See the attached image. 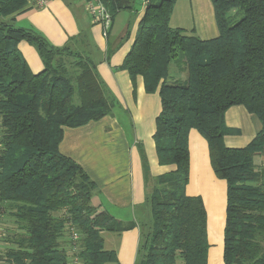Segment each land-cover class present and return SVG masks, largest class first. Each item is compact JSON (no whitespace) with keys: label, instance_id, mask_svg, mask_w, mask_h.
Masks as SVG:
<instances>
[{"label":"trees","instance_id":"trees-1","mask_svg":"<svg viewBox=\"0 0 264 264\" xmlns=\"http://www.w3.org/2000/svg\"><path fill=\"white\" fill-rule=\"evenodd\" d=\"M135 1L102 0L112 20ZM210 2L218 36L209 40L170 28L176 0L144 5L120 69L132 82L140 77L145 93H158L156 158L174 169L152 177L143 164L146 220L122 222L91 204L96 185L59 151L63 128L112 111L86 39L54 48L31 28L15 25L14 17L29 9L26 0H0V214L15 226L12 235L7 229V264H70L74 256L82 264L116 263L101 234L134 228V264H207L206 212L200 197L185 192L190 130L204 138L212 171L226 183L223 263L264 264V168L254 162L264 155V0ZM20 42L35 48L40 72L29 70ZM233 106L261 125L244 148L223 142L230 132L224 114Z\"/></svg>","mask_w":264,"mask_h":264},{"label":"crops","instance_id":"crops-1","mask_svg":"<svg viewBox=\"0 0 264 264\" xmlns=\"http://www.w3.org/2000/svg\"><path fill=\"white\" fill-rule=\"evenodd\" d=\"M136 2L141 3L136 0L131 11L119 12L113 18L106 37L99 25L91 23L85 0H48L44 9H28L14 17L16 26L31 28L54 48L86 39L97 75L112 100V111L82 127L63 128L59 151L78 164L96 185L91 204L96 208L104 206L114 218L124 221L144 206L143 164L152 177L174 169L160 166L156 158L153 135L155 119L161 111L158 93H145L140 77L132 82L128 73L120 69L145 8L142 5L137 9ZM169 26L201 40L218 36L210 0H176ZM18 51L32 73L43 69L34 47L20 42ZM224 124L230 130L223 138L227 148L246 147L261 129L258 119L242 106L229 108ZM188 151L189 179L185 192L200 197L206 212L207 264H224L226 183L214 175L207 143L195 130L188 134ZM254 162L264 168V155L255 157ZM120 212L127 215L119 216ZM101 235L104 250L113 251L117 259L108 264H134L139 242L137 228Z\"/></svg>","mask_w":264,"mask_h":264},{"label":"built area","instance_id":"built-area-1","mask_svg":"<svg viewBox=\"0 0 264 264\" xmlns=\"http://www.w3.org/2000/svg\"><path fill=\"white\" fill-rule=\"evenodd\" d=\"M143 5L147 3L148 0H139ZM27 7L29 9L41 10L44 9L48 0H26ZM85 11L93 25H99L102 29L103 37L107 36V32L111 27L112 18L108 10L104 6L102 0H85L84 3ZM1 148V145H0ZM70 239L72 242L76 243L79 239L76 230L73 227L68 228ZM7 227L3 221V215L0 214V264H7L4 259V252L7 246L6 235ZM76 246V245H75ZM74 246V248H75ZM70 264H82L81 260L77 257H73L70 260Z\"/></svg>","mask_w":264,"mask_h":264},{"label":"rangeland","instance_id":"rangeland-1","mask_svg":"<svg viewBox=\"0 0 264 264\" xmlns=\"http://www.w3.org/2000/svg\"><path fill=\"white\" fill-rule=\"evenodd\" d=\"M136 3H137V9L141 8L143 5V3L142 4L141 3L139 4L138 2H136ZM233 14H234V11L230 12L228 15L232 16ZM25 28H28V27H25ZM109 30H108V32H109ZM70 48H76V47L74 46V44H72V45H70ZM72 50H75V49H72ZM170 72H171V69H170ZM119 214H120L119 216H122V217H125L127 215L126 212H120ZM146 217H147V209L145 207H142L141 209L133 212V214L129 217V220H126V221L121 220V221L122 222H130V221L131 222H133V221L141 222L143 220H146ZM5 224H6V227H8L7 229L9 230V234L10 235L14 234L15 233V226L9 217L5 218ZM71 253H72V251L70 252V254Z\"/></svg>","mask_w":264,"mask_h":264}]
</instances>
